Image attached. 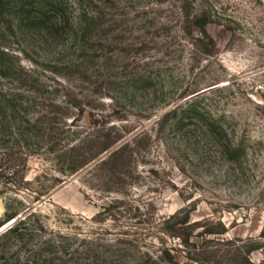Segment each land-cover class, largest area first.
I'll return each mask as SVG.
<instances>
[{"label":"rangeland","instance_id":"rangeland-1","mask_svg":"<svg viewBox=\"0 0 264 264\" xmlns=\"http://www.w3.org/2000/svg\"><path fill=\"white\" fill-rule=\"evenodd\" d=\"M39 2L60 6L52 16L65 23L22 22L14 3L0 15V97H24L25 119L54 102L57 125L80 126L66 144L89 131L121 137L65 176L68 163L28 123L9 127L12 108L0 100L9 122L0 115V228L16 220L8 214L36 209L48 231L79 238L75 264L264 261V0ZM204 14L208 35L196 21ZM85 16V30L75 32L72 23ZM106 50L117 55L107 60ZM197 95L199 123L178 128L171 118L157 130L167 109ZM146 126L153 135L142 154L97 165ZM187 209L190 221L169 228L175 219L166 220Z\"/></svg>","mask_w":264,"mask_h":264},{"label":"trees","instance_id":"trees-1","mask_svg":"<svg viewBox=\"0 0 264 264\" xmlns=\"http://www.w3.org/2000/svg\"><path fill=\"white\" fill-rule=\"evenodd\" d=\"M13 3L17 6L18 12L17 16L22 22L37 24V23H46L47 21L55 22L58 25H63L65 19H62L58 14L52 16V12L60 9V6H55L54 3L51 4H40L39 0H0V15H3L8 11L11 4ZM58 7V8H57ZM181 9L185 12V15H191L190 6H182ZM20 12V13H19ZM53 20V21H52ZM88 21L87 16L79 20L73 26L77 25L74 28L75 32L85 30V23ZM198 25L201 27V33L208 35L207 30H205V24L207 22L206 14L204 16L196 17ZM74 24V25H73ZM78 34V33H77ZM84 35L83 40L86 39ZM213 40H211L212 42ZM99 48H95L97 51ZM1 54H5L4 50H0ZM108 55V56H106ZM113 50H106L103 56L107 60H112L114 58ZM103 58V57H102ZM101 58V59H102ZM117 59V56H116ZM1 66L0 74L4 75L7 71L5 70L6 66ZM17 69L22 72L25 71L29 73L28 76L33 75L31 72L27 71L21 66H17ZM31 74V75H30ZM146 71L143 73L137 72V78H134V81H142L146 76ZM145 75V76H144ZM150 78V77H149ZM138 79V80H137ZM141 79V80H140ZM150 84V83H148ZM194 92V91H192ZM191 92V93H192ZM188 95V94H187ZM0 100H6L7 111L9 108H12L11 114H9L12 119L9 127L13 123H20L19 129L25 127V123H28L27 129H32L36 132L37 137H40V141L44 147L55 154V158L58 161H63L68 163V169H62L60 173L62 175L74 174L79 170H82L89 164L97 160L103 152L119 144V133L115 135L111 134L108 129L100 137L94 135L93 132H86V134L80 136V138H74L67 144L64 142L69 136H74V132L68 134V132L79 131V130H69L72 126L80 127L78 124H62L57 125V117L52 111L55 108V103H47L46 107L51 109L47 110V113L43 116L35 118H26L23 115H20L19 105L25 103L24 97L19 98L18 94H8L0 97ZM12 100V101H11ZM200 96L197 95L183 103L175 105L167 109L159 119L154 122L157 130H163L162 126H165L167 122L172 118L175 119L173 124H176L178 128L184 127L185 120H192L195 124L199 123L195 121L196 119H202V112L200 111L198 102ZM10 101L12 102L11 104ZM167 102L165 106L168 104ZM10 105V107H9ZM53 108V109H52ZM6 110L0 109V115H3V118L6 120L5 127L8 122L6 118ZM49 112V113H48ZM153 123V124H154ZM107 125V124H106ZM105 125V126H106ZM214 123H211L210 126H206L208 130L214 129ZM198 126V125H197ZM8 127V128H9ZM223 134L224 129L219 128ZM102 130H99L101 132ZM153 135V128L144 127L141 130L135 132L130 136V139H126L116 150H114L106 159L102 160L97 165L106 163L110 158H115L119 155V159L123 161H129L135 156L142 154L145 150L142 146V143H148ZM230 150V148H229ZM235 150H238L236 147ZM152 171L157 172L155 168ZM59 179V178H58ZM60 180V179H59ZM64 180L60 181L58 184L62 183ZM107 208L103 207V212ZM184 215L179 218L180 214L175 213L167 222H172L169 228H174L175 224H187L190 221V215L192 210L187 209L184 211ZM16 217L15 222L0 233V264H75L76 248L73 246V240L79 239L77 236L72 237V235L64 234L60 231L47 230V223L44 220V215L38 212L36 209H28L25 214H8V220ZM165 228V229H169ZM264 230L261 232L260 236H263ZM185 241H188L185 239ZM254 249V248H253ZM252 250V248H251ZM100 253V252H98ZM248 254L250 253L247 252ZM167 259L172 257L169 251H166ZM246 255L244 257V264H255L250 261ZM78 264V263H76ZM258 264H264V261Z\"/></svg>","mask_w":264,"mask_h":264},{"label":"water","instance_id":"water-1","mask_svg":"<svg viewBox=\"0 0 264 264\" xmlns=\"http://www.w3.org/2000/svg\"><path fill=\"white\" fill-rule=\"evenodd\" d=\"M13 222H15V219L11 220V221L8 223V225L11 226V224H12ZM8 225L6 224V225L2 226V227L0 228V232H2V231H4L5 229H7V228L9 227Z\"/></svg>","mask_w":264,"mask_h":264}]
</instances>
